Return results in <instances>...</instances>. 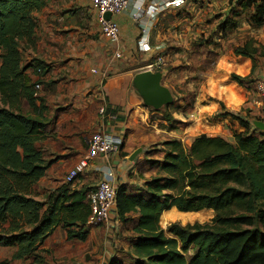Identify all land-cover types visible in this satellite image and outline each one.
<instances>
[{"label":"trees","instance_id":"obj_1","mask_svg":"<svg viewBox=\"0 0 264 264\" xmlns=\"http://www.w3.org/2000/svg\"><path fill=\"white\" fill-rule=\"evenodd\" d=\"M49 1L0 0V227L6 226L0 247L17 248L14 260L34 257L60 227L69 241L85 242L89 235L87 191L68 184L51 195L47 211L34 197L48 166L39 147L46 125L35 96L38 82L22 67L21 46L32 43L34 15ZM244 8L252 11L251 3ZM255 8L251 20L261 27L264 5ZM43 70L40 63L34 67L39 76ZM225 71L223 63L217 65L208 85L226 86ZM231 78L244 86L240 77ZM236 108L205 102L190 127L195 140L188 149L179 141L167 143L163 161L146 160L150 169L144 167L160 173L141 189L118 187L116 207L130 234V253L110 264H264V132L252 129L245 110ZM223 129L232 143L209 137ZM191 216L200 223L188 224Z\"/></svg>","mask_w":264,"mask_h":264},{"label":"crops","instance_id":"obj_2","mask_svg":"<svg viewBox=\"0 0 264 264\" xmlns=\"http://www.w3.org/2000/svg\"><path fill=\"white\" fill-rule=\"evenodd\" d=\"M150 1L160 7L158 14L150 12ZM230 1L132 0L123 13L112 16L119 26L117 42L103 35L92 0H50L44 9L35 13V38L30 44L23 42L21 49L22 67L40 86L36 91L37 106L44 108L42 122L46 128L39 147L48 166L36 185L34 197L45 203V211L50 207L51 195L69 184L66 177L71 171H77L81 177L77 184L71 183V190L89 192L96 188L97 180L100 182L107 173L113 172L117 187L125 186L133 191L143 188L147 179V170L143 172L144 179L140 177L137 163L148 159L149 144L163 139L164 144L181 141L192 145L195 136L190 127L198 122L201 107L188 99L213 78L216 66L223 63L206 58L204 52L208 47L193 45V41L203 35L207 39L213 37L217 15L229 18L237 11V3L243 9L250 2L255 13L256 4L250 0H234L233 7ZM140 6L143 13L135 21L133 14ZM252 27L257 39L264 37V25ZM142 37L148 42L146 47L141 43ZM159 58L163 60L162 67L153 69ZM39 63L44 67L41 77L34 72ZM257 68L255 74L261 79L264 63ZM145 72L161 75V86L172 96L170 104L155 109L148 103L137 83V77ZM0 105L3 106L1 100ZM102 108H106L104 115H100ZM23 109L32 115L27 103ZM159 111H169L172 123L165 118L162 123L166 120L164 124L171 127L176 122L173 128L158 126L157 121L149 123L151 114ZM250 113L252 129L256 122L264 124L259 98ZM180 126L184 127L181 131ZM96 133L121 140L120 152L90 159L88 141ZM138 149L142 152L131 161ZM5 227L1 226L0 232ZM122 230L115 207L108 223L89 226L85 242L69 241L67 231L57 228L34 254L37 262L34 257L14 260L17 248H2L12 251L9 261L15 262L52 264L50 254L57 246L61 264H110L129 250L130 234L125 230L120 239Z\"/></svg>","mask_w":264,"mask_h":264},{"label":"rangeland","instance_id":"obj_3","mask_svg":"<svg viewBox=\"0 0 264 264\" xmlns=\"http://www.w3.org/2000/svg\"><path fill=\"white\" fill-rule=\"evenodd\" d=\"M234 3L235 1L231 0L229 2V5L233 7ZM260 5L261 4H256V6ZM235 6L237 11H234L233 15L231 13V16L229 18L224 17L222 14L217 15V17L215 18L217 21L216 32L213 37L207 39L206 35H203L202 37L199 36L197 40L193 41V45L203 44L206 48H209L210 51L207 48V50H205L204 52V54L207 55L206 58H213L215 62H218L219 60L223 62L226 69L225 72L227 73V76L225 75V83L228 84V82H230V84H226V86L218 85V87L214 83L208 85V82L204 84L200 88V90H198L194 97H191V99L189 98L188 100L191 101V103H193L194 105L198 103L201 107L200 110H202V105L205 102L214 104L216 107L220 106V104H224L225 106L235 105L237 107V110H245L242 116L247 118L250 117V119L252 120L250 108L253 106H257L258 102V96L256 94L255 88L259 77L255 74V71L258 69L257 67L264 63V37L257 39V35L255 34V32H253L252 26L255 25V21H252L251 17L253 16L254 12L250 10L246 11L245 8L242 9L239 3L235 4ZM225 28L227 29L226 32ZM237 51L238 53H236ZM245 54H249L251 55V57ZM232 75L240 77L241 80L244 81V86H239L236 82H234L231 78ZM160 113L161 115L153 113V121H157L158 126H166V129L173 128L176 122H173V126L171 127H168L164 124L168 119L171 121V123L173 121V118L169 111H162ZM163 118H165L166 120L162 123ZM178 129H180L179 131H181L184 129V127L180 126ZM255 129L257 130L258 128L255 127ZM151 133L152 132L148 134L151 135ZM177 135H181V133H177ZM230 135L231 134L228 131L226 133L225 131H222L220 136L218 135V133H216L213 135H209V137H219L230 142ZM162 140L163 139H158L147 146L149 155L148 159L146 160H151L153 162L157 160H159L160 162L163 161V157L165 153L168 152L169 148L166 147V144H164ZM181 144L186 149L190 147L183 142H181ZM146 160H141L139 161V163H137L139 174L141 175L140 177H142V179H144L142 175L145 171L143 168L147 167L150 169V166L148 165V163H146ZM142 165L143 167H141ZM157 173H160L158 169L149 170L147 172V179H149L150 176H155ZM80 178L81 177L78 176V178L73 183L77 184ZM98 183L99 180L96 181V184ZM187 222L192 226L200 223L198 219L193 218L192 216L187 218ZM124 231L125 230H122L120 232V239L122 238L121 236ZM120 239L118 238V240ZM57 249V246L54 247L52 254H50L52 264H61L62 262L60 253ZM192 252L193 251L189 252L188 257L192 254ZM11 253V250L0 247V264H29L28 262L9 261ZM129 253L130 250L123 253L121 259H125V256Z\"/></svg>","mask_w":264,"mask_h":264},{"label":"built area","instance_id":"obj_4","mask_svg":"<svg viewBox=\"0 0 264 264\" xmlns=\"http://www.w3.org/2000/svg\"><path fill=\"white\" fill-rule=\"evenodd\" d=\"M132 0H92V7L99 15V22L102 28L103 35L113 41L119 40V26L112 19L110 21L105 19V15L110 13L112 16L123 13L130 5ZM254 4H261L264 0H250ZM160 7L157 3L150 1V12L158 14ZM143 13L142 6L138 7L133 14L135 21L141 17ZM145 37H142L141 43L146 47L148 42H145ZM163 60L159 58L152 66L153 69H160ZM42 73L41 71H38ZM40 86L36 85L35 90H39ZM256 94L260 100V106L264 112V77L259 79L256 83ZM38 97L37 93L35 94ZM106 113V108L100 110V115ZM123 142L121 140L108 137L102 133L94 134L88 141V153L92 160L100 157H110L111 155L120 152ZM79 176L77 171H71L66 177V182L71 184ZM118 187L115 183L114 173L109 172L107 176L102 179L96 188L87 193V201L91 208V216L88 220L89 226H100L108 223L110 220V212L117 205Z\"/></svg>","mask_w":264,"mask_h":264},{"label":"water","instance_id":"obj_5","mask_svg":"<svg viewBox=\"0 0 264 264\" xmlns=\"http://www.w3.org/2000/svg\"><path fill=\"white\" fill-rule=\"evenodd\" d=\"M105 19L110 21L112 15L110 13L105 15ZM161 75L153 72H145L137 77V83L142 91L143 95L155 109L161 108L163 105H168L172 102V96L170 92L161 86ZM255 127L260 131H264V124L256 122ZM142 152V149H138L131 157V161H134L138 154Z\"/></svg>","mask_w":264,"mask_h":264}]
</instances>
